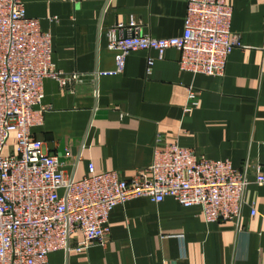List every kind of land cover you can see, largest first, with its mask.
<instances>
[{"label": "crops", "instance_id": "0c3cea01", "mask_svg": "<svg viewBox=\"0 0 264 264\" xmlns=\"http://www.w3.org/2000/svg\"><path fill=\"white\" fill-rule=\"evenodd\" d=\"M188 0H23L29 17L52 35V58L78 79L61 85L45 78L43 123L32 128L44 151L58 155L76 179L117 171L131 179L153 162L160 143L178 141L197 155L249 163L254 181L264 172V0H228L231 30L240 41L222 76L179 67L180 52L137 50L121 73L108 32L135 19L153 37L183 32ZM154 59L147 74V58ZM189 90L195 92L190 98ZM264 186L245 193L240 226L206 222L199 207L173 198L156 203L141 197L114 208L105 246L50 254V264H264ZM78 235L71 239L75 246Z\"/></svg>", "mask_w": 264, "mask_h": 264}, {"label": "built area", "instance_id": "2783aa9c", "mask_svg": "<svg viewBox=\"0 0 264 264\" xmlns=\"http://www.w3.org/2000/svg\"><path fill=\"white\" fill-rule=\"evenodd\" d=\"M232 16L228 0H188L179 36L153 37L133 18L117 23L108 32L117 67L101 73H121L133 51L155 50L163 57L176 48L182 71L222 76L241 45L231 30ZM153 65L148 57L147 74ZM45 78L67 85L78 74L56 69L52 35L27 15L23 0H0V264H50L56 251L105 246L112 211L134 198L156 203L173 198L199 207L206 222L240 226L246 190L252 182L264 186V172L258 168L252 181L248 162L239 169L230 159L197 155L178 141H159L150 166L128 180L114 170L97 171L92 162L87 176H68L59 156L44 151L32 134L43 123L44 110L36 107L44 98ZM189 96L195 92L189 90ZM258 215L264 219V211L251 206V216Z\"/></svg>", "mask_w": 264, "mask_h": 264}, {"label": "water", "instance_id": "95a60500", "mask_svg": "<svg viewBox=\"0 0 264 264\" xmlns=\"http://www.w3.org/2000/svg\"><path fill=\"white\" fill-rule=\"evenodd\" d=\"M74 178V176H72V179ZM67 252H69V249H67Z\"/></svg>", "mask_w": 264, "mask_h": 264}]
</instances>
